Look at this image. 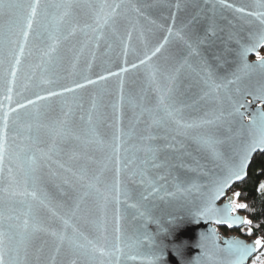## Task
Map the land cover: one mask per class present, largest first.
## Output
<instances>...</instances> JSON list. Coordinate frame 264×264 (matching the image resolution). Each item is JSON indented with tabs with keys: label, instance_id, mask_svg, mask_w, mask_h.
Listing matches in <instances>:
<instances>
[{
	"label": "water",
	"instance_id": "obj_1",
	"mask_svg": "<svg viewBox=\"0 0 264 264\" xmlns=\"http://www.w3.org/2000/svg\"><path fill=\"white\" fill-rule=\"evenodd\" d=\"M16 20L0 8V227L29 222L18 264H221L233 238L253 245L241 264L262 252L198 213L242 163L213 201L238 203L264 153V0H38L31 29Z\"/></svg>",
	"mask_w": 264,
	"mask_h": 264
},
{
	"label": "snow or ice",
	"instance_id": "obj_2",
	"mask_svg": "<svg viewBox=\"0 0 264 264\" xmlns=\"http://www.w3.org/2000/svg\"><path fill=\"white\" fill-rule=\"evenodd\" d=\"M37 5H38V0H33L32 4L21 3L20 0H10V2L5 4V0H0V8L6 6L9 9L13 10L14 15L17 17L16 23L21 26V29H23L25 24L28 29H31L33 17L36 15ZM28 9H30L31 11L27 12ZM23 34L25 37H27L28 32L24 31ZM261 42H264V37H261ZM249 50L251 49L245 48L242 55L246 56ZM21 51L23 50L21 49ZM257 64L258 66L264 68V57H259L258 55ZM245 67H251V66L246 64ZM54 94L55 93H53V95ZM161 106H162V110L165 113H168V109L163 107L162 102H161ZM168 114L171 115V113ZM237 114L243 116V113H237ZM4 123H5L4 130H0V171L3 170V163H4L5 143H6L5 136L7 129L6 118ZM250 127L254 129L255 134L259 138V142L264 143V110H258L257 113L253 114L250 122ZM29 131H31V129H29ZM27 138L30 139L31 137H27ZM204 143L209 145L210 147L213 144L211 140H205ZM25 162L27 164V167L25 169V177L27 182L28 180L34 179L33 172L35 170L34 166L36 163V159L33 156L30 158H26ZM234 168L237 170L228 169L222 175L217 177V180L214 182L213 188L205 197L206 203L201 207L198 213L201 216H209L210 219L212 218L210 214L215 213L216 223H224L227 224V226L229 227L237 223L251 224L250 220H247L246 218L242 219L239 216L233 215V213H235L237 209L247 208L246 204L234 203L235 198H233V201H230L222 209L216 208L213 205V201L217 198V195L219 193H222L223 188L228 184L229 180H231L233 176L237 180L241 179L240 174L243 172L242 163L239 165H235ZM9 172H11V169H9ZM261 187L264 188V185H261ZM31 195L35 197L36 193L33 192L31 193ZM235 196L238 197L239 193H236ZM9 219L14 220L17 218L9 217ZM28 228H29V222L27 219L22 220V227L16 224H8L6 228L0 227V264H18V258L20 254L19 243L20 241L27 239ZM208 231L212 234L213 243L215 244L217 239L215 235L216 229L212 228L209 229ZM250 234L251 233L249 232V235ZM225 243L227 244L226 248L220 249L219 246L216 245L217 250L225 252L229 257H231V259L227 261H223L221 262V264H241L243 258L249 253V251L253 250V245H249L236 238H233L231 241H226ZM261 246H264V239L257 238L254 241V247L259 248ZM6 255H7V260L5 258ZM203 255L208 256L209 254L207 252H204Z\"/></svg>",
	"mask_w": 264,
	"mask_h": 264
},
{
	"label": "trees",
	"instance_id": "obj_3",
	"mask_svg": "<svg viewBox=\"0 0 264 264\" xmlns=\"http://www.w3.org/2000/svg\"><path fill=\"white\" fill-rule=\"evenodd\" d=\"M248 170L247 179L237 183L231 190L239 193V204H246L247 208L238 209L251 221L247 229L251 234H244L247 237L264 239V153H257ZM259 255V254H258ZM255 264H264L255 263Z\"/></svg>",
	"mask_w": 264,
	"mask_h": 264
},
{
	"label": "rangeland",
	"instance_id": "obj_4",
	"mask_svg": "<svg viewBox=\"0 0 264 264\" xmlns=\"http://www.w3.org/2000/svg\"><path fill=\"white\" fill-rule=\"evenodd\" d=\"M240 231H241L240 234H242L243 236H245L244 234H248L249 233V231L247 229H242V230L240 229ZM224 233L226 235H229V232L228 233L224 232ZM245 237H247V236H245ZM250 237H252V236H250ZM250 237H247V238H250ZM263 261H264V248H263L262 252L259 255L255 256L253 259H251L250 264L262 263Z\"/></svg>",
	"mask_w": 264,
	"mask_h": 264
},
{
	"label": "flooded vegetation",
	"instance_id": "obj_5",
	"mask_svg": "<svg viewBox=\"0 0 264 264\" xmlns=\"http://www.w3.org/2000/svg\"><path fill=\"white\" fill-rule=\"evenodd\" d=\"M259 57H264V46H263V49H261V51L259 52ZM258 55L257 56H254L253 59H258ZM221 230L223 232H229V234H232V233H235V234H239L241 233L240 229L239 230H233L231 229L229 226H224V227H221ZM242 230V229H241ZM232 231V232H231ZM231 232V233H230Z\"/></svg>",
	"mask_w": 264,
	"mask_h": 264
}]
</instances>
